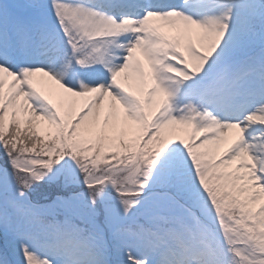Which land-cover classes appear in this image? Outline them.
Instances as JSON below:
<instances>
[{"label": "snow or ice", "instance_id": "snow-or-ice-1", "mask_svg": "<svg viewBox=\"0 0 264 264\" xmlns=\"http://www.w3.org/2000/svg\"><path fill=\"white\" fill-rule=\"evenodd\" d=\"M0 264H264V0H0Z\"/></svg>", "mask_w": 264, "mask_h": 264}, {"label": "rangeland", "instance_id": "rangeland-1", "mask_svg": "<svg viewBox=\"0 0 264 264\" xmlns=\"http://www.w3.org/2000/svg\"><path fill=\"white\" fill-rule=\"evenodd\" d=\"M180 2H181V0H180ZM165 31H168V30H165ZM168 34H169L170 36H174V35H176V33H175L174 31H168ZM133 55H134V57H135L137 60H139V62H140L142 65H144L145 69L147 70V62H146V60L144 59V57L140 54V52L137 51V52H135ZM40 79L46 80V78H37V80H40ZM129 82H132V81H129ZM49 83H50V82H49ZM38 86H39V85H38ZM51 87H52V88H55L56 86H55V85H51ZM107 103H108V102L105 101V108H104L105 114H106L107 111H108ZM80 104H81V101L77 100V103H76V105H75V109H76V110L79 109ZM77 108H78V109H77ZM38 150H39V149H38Z\"/></svg>", "mask_w": 264, "mask_h": 264}]
</instances>
